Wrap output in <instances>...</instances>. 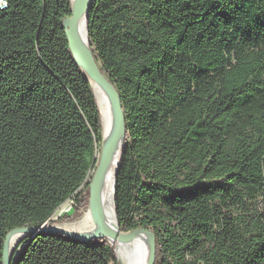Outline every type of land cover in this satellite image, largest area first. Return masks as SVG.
<instances>
[{"label": "trees", "instance_id": "1", "mask_svg": "<svg viewBox=\"0 0 264 264\" xmlns=\"http://www.w3.org/2000/svg\"><path fill=\"white\" fill-rule=\"evenodd\" d=\"M0 8V264L10 233L89 203L102 116L63 22ZM90 51L125 118L114 207L155 264H264V0H92ZM85 185L86 188H83ZM69 199L71 214L52 217ZM13 264H119L106 237L26 236Z\"/></svg>", "mask_w": 264, "mask_h": 264}, {"label": "bare ground", "instance_id": "2", "mask_svg": "<svg viewBox=\"0 0 264 264\" xmlns=\"http://www.w3.org/2000/svg\"><path fill=\"white\" fill-rule=\"evenodd\" d=\"M75 2V0H73ZM76 43L80 50L87 55H91L88 33H87V14H83L76 25ZM96 97L98 99L99 108L102 116L103 124V143L105 146L109 143L113 144V151L110 161L100 176L97 183L96 200L102 211L103 219L99 221L96 216L95 206H90L83 213L82 217L75 222H70L64 226H56L65 230H73L83 237H88L92 234H102L104 230L108 232H119L120 228L116 218L114 207V192L116 175L118 172L120 156L123 148V137L114 139L118 129V121L114 108L112 106L111 98L108 92L100 84L92 80ZM100 149H97L94 166L92 167L87 183L89 185L93 181L100 162ZM24 233L18 232L12 234L8 239L7 252L11 256L14 247L19 239L23 238ZM110 242L117 251L121 264H147L148 260V248L150 243V237L146 234L138 233L129 241H123L120 238L109 235ZM20 239V240H21Z\"/></svg>", "mask_w": 264, "mask_h": 264}, {"label": "water", "instance_id": "3", "mask_svg": "<svg viewBox=\"0 0 264 264\" xmlns=\"http://www.w3.org/2000/svg\"><path fill=\"white\" fill-rule=\"evenodd\" d=\"M91 3H92V0H75V2H73V0H72V16L67 17L64 20L63 27L66 30V34H67V38L69 40L70 48H71L74 56L77 58V60L81 64L86 75L89 77V80H90L91 84L93 85V88H94V84H93L92 80H94L95 82L100 84L102 87H104V89L110 95L112 106L114 108L116 118L118 121V129H117V132L114 136L115 137L114 139H117L121 136L124 139L125 118H124V113H123L121 98H120L119 93L116 90L115 86L112 84V82L108 79V77L101 72L100 67L97 64V62L95 61L91 51H90L91 55L90 56L87 55L86 53H84L82 50H80L78 48L77 43H76V34H75L76 25H77L78 21L80 20V18L85 13L87 14V33H88V11H89ZM94 92H95V89H94ZM95 95H96V93H95ZM97 101H98V99H97ZM98 105H99V103H98ZM112 151H113V144L112 143H109V144L103 146L101 158H100V162H99V166H98L96 175H95L93 181L91 182V184L89 186V188H90L89 205L95 206L96 216H97L99 221H102L103 214H102V211H101V209L97 203V200H96L97 183H98L100 176L102 175V173L104 172V170L106 169V167L110 161ZM94 162H95V160H94ZM115 188H116V182H115ZM45 231L59 232L62 235H65V236H68V237H71L74 239H80V240H91L93 238L106 237L109 240V242H110V237H109L110 234H112L113 236H115L117 238H120L123 241H129L134 236H136L138 233H143V234H146L151 239L150 243H149V248H148L147 264H155V261H156L155 236L151 230L141 228V229L133 230L130 232H124L120 229V231L116 232V233L108 232L107 230H104L102 234H92L88 237H83L82 235L78 234L75 231L58 228L54 224H50L49 220H48L46 223H44L42 225L26 226V227H21V228H17L15 230H13L6 240L3 264H13L12 258H11V256L8 255V252H7L8 239L12 234L22 232V233H24L23 237H26L30 234L37 235V234L45 232Z\"/></svg>", "mask_w": 264, "mask_h": 264}, {"label": "rangeland", "instance_id": "4", "mask_svg": "<svg viewBox=\"0 0 264 264\" xmlns=\"http://www.w3.org/2000/svg\"><path fill=\"white\" fill-rule=\"evenodd\" d=\"M102 138H103V124H102ZM102 143H103V140H102ZM100 149V157H101V153H102V144L101 146L98 147ZM89 184V183H88ZM87 185H85L83 188H86ZM74 200L73 199H69L68 201H66L63 205H61L58 210L54 213L52 219L53 220H58L61 216L65 215V214H71L73 212V208H74ZM87 208H90V205L88 203V205L86 207H84L81 211V213L77 216V217H74L68 221H61V222H57V223H53L55 226H64L66 224H69L70 222H75L77 221L79 218L82 217L83 213L87 210ZM68 230V229H67ZM73 231V230H71ZM76 232V231H75ZM25 237H23L21 240L19 239V241L17 242L16 246L14 247L13 249V252L11 254V258L13 256V253L15 251V249L17 248V246L19 245V243L24 239ZM116 251V250H115ZM116 254H117V251H116ZM117 259H118V262L119 264H121L120 262V259L118 257V254H117Z\"/></svg>", "mask_w": 264, "mask_h": 264}, {"label": "built area", "instance_id": "5", "mask_svg": "<svg viewBox=\"0 0 264 264\" xmlns=\"http://www.w3.org/2000/svg\"><path fill=\"white\" fill-rule=\"evenodd\" d=\"M8 6V3L6 0H0V8L4 9Z\"/></svg>", "mask_w": 264, "mask_h": 264}]
</instances>
